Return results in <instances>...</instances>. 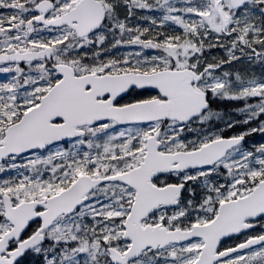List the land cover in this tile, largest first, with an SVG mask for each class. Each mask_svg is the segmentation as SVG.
Masks as SVG:
<instances>
[{
    "label": "snow or ice",
    "instance_id": "snow-or-ice-1",
    "mask_svg": "<svg viewBox=\"0 0 264 264\" xmlns=\"http://www.w3.org/2000/svg\"><path fill=\"white\" fill-rule=\"evenodd\" d=\"M0 10V264H264V0Z\"/></svg>",
    "mask_w": 264,
    "mask_h": 264
},
{
    "label": "rangeland",
    "instance_id": "rangeland-1",
    "mask_svg": "<svg viewBox=\"0 0 264 264\" xmlns=\"http://www.w3.org/2000/svg\"><path fill=\"white\" fill-rule=\"evenodd\" d=\"M1 11V10H0ZM7 11V10H4ZM158 15V14H155ZM143 26H148L146 22H140ZM128 49H122L121 51H127ZM237 67H241L237 65ZM259 71V69H257ZM252 137L249 140H246V147H253L259 145L260 143H264V135L260 133H253ZM43 155H47V153H43ZM14 174V173H13ZM8 174H0V178H7ZM31 256L26 257L25 259L31 260Z\"/></svg>",
    "mask_w": 264,
    "mask_h": 264
},
{
    "label": "trees",
    "instance_id": "trees-1",
    "mask_svg": "<svg viewBox=\"0 0 264 264\" xmlns=\"http://www.w3.org/2000/svg\"><path fill=\"white\" fill-rule=\"evenodd\" d=\"M6 79H7V76L6 75H0V82H3Z\"/></svg>",
    "mask_w": 264,
    "mask_h": 264
}]
</instances>
